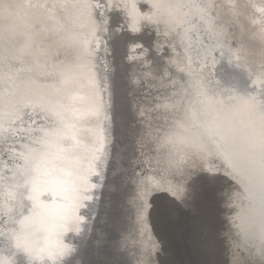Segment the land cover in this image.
Segmentation results:
<instances>
[{
  "label": "snow or ice",
  "instance_id": "1",
  "mask_svg": "<svg viewBox=\"0 0 264 264\" xmlns=\"http://www.w3.org/2000/svg\"><path fill=\"white\" fill-rule=\"evenodd\" d=\"M0 237V264H264V0H0Z\"/></svg>",
  "mask_w": 264,
  "mask_h": 264
},
{
  "label": "water",
  "instance_id": "2",
  "mask_svg": "<svg viewBox=\"0 0 264 264\" xmlns=\"http://www.w3.org/2000/svg\"><path fill=\"white\" fill-rule=\"evenodd\" d=\"M211 43H212L211 41L204 40L203 36L198 33L197 38L192 41V47L188 54L192 57L193 60L200 61L201 65L203 66L204 73H209V70H211V73L210 75H208L207 79L209 81V86L215 87V83H214L215 81H220V83L223 84V80L221 79L222 73H220V69L222 65L229 68L230 66L226 64L228 51L227 53L224 52V56L221 57L220 53L222 49L216 48L215 50H211V55L209 56V51H206V47ZM205 56L209 57L207 61L204 60ZM212 56L216 57L214 63L211 61ZM233 71L236 74H239L243 70L235 69ZM232 215H234V212L231 208H224L222 210V218L225 220L226 225L229 217Z\"/></svg>",
  "mask_w": 264,
  "mask_h": 264
},
{
  "label": "bare ground",
  "instance_id": "3",
  "mask_svg": "<svg viewBox=\"0 0 264 264\" xmlns=\"http://www.w3.org/2000/svg\"><path fill=\"white\" fill-rule=\"evenodd\" d=\"M31 2H35V0H31ZM144 2L145 0H141V3H144ZM12 3L27 5L29 3V0H12ZM20 11L24 12L25 9L21 8ZM37 39L39 41L38 46L44 49L46 52V59H47V63L49 66L52 65L54 62H56L57 59H61V60L65 58L70 59L72 57V54H73L72 50L69 48L61 47L60 44L57 42L58 37L55 33H45L43 36H40ZM100 47L102 48L103 45L101 44ZM222 51L227 53L228 50L222 49ZM97 55L102 57L103 52L101 51ZM26 75L30 76L32 75V73H27ZM36 76L39 77V80L47 81L48 79H51V77L48 75V69L37 70ZM39 80H37V83L35 86L43 88L44 85H41L39 83ZM107 182L108 181L106 179L105 183ZM97 191L101 193V199H103L104 189L98 188ZM2 245H3V238L0 237V246Z\"/></svg>",
  "mask_w": 264,
  "mask_h": 264
}]
</instances>
